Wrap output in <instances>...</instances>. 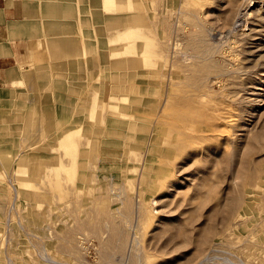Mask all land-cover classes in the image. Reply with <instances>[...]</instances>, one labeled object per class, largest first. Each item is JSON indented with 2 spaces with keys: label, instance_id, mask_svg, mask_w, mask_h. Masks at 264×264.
<instances>
[{
  "label": "rangeland",
  "instance_id": "1",
  "mask_svg": "<svg viewBox=\"0 0 264 264\" xmlns=\"http://www.w3.org/2000/svg\"><path fill=\"white\" fill-rule=\"evenodd\" d=\"M104 1L0 88V264H264V0Z\"/></svg>",
  "mask_w": 264,
  "mask_h": 264
},
{
  "label": "crops",
  "instance_id": "2",
  "mask_svg": "<svg viewBox=\"0 0 264 264\" xmlns=\"http://www.w3.org/2000/svg\"><path fill=\"white\" fill-rule=\"evenodd\" d=\"M106 6L97 0H0V88L30 63L37 43H52L58 36L80 31L81 18L92 30L91 16L98 7L108 14Z\"/></svg>",
  "mask_w": 264,
  "mask_h": 264
},
{
  "label": "bare ground",
  "instance_id": "3",
  "mask_svg": "<svg viewBox=\"0 0 264 264\" xmlns=\"http://www.w3.org/2000/svg\"><path fill=\"white\" fill-rule=\"evenodd\" d=\"M249 10V9H248ZM161 60V59H160ZM263 74V73H262ZM88 139V138H87Z\"/></svg>",
  "mask_w": 264,
  "mask_h": 264
}]
</instances>
